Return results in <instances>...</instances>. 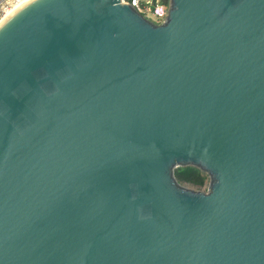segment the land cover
<instances>
[{
    "label": "water",
    "instance_id": "95a60500",
    "mask_svg": "<svg viewBox=\"0 0 264 264\" xmlns=\"http://www.w3.org/2000/svg\"><path fill=\"white\" fill-rule=\"evenodd\" d=\"M0 264H264V0H172L163 24L122 0L13 11Z\"/></svg>",
    "mask_w": 264,
    "mask_h": 264
},
{
    "label": "built area",
    "instance_id": "2783aa9c",
    "mask_svg": "<svg viewBox=\"0 0 264 264\" xmlns=\"http://www.w3.org/2000/svg\"><path fill=\"white\" fill-rule=\"evenodd\" d=\"M28 0H0V18L12 7L22 5ZM172 0H122L124 4H131L146 19L153 17V23L163 24L171 8Z\"/></svg>",
    "mask_w": 264,
    "mask_h": 264
},
{
    "label": "trees",
    "instance_id": "16d2710c",
    "mask_svg": "<svg viewBox=\"0 0 264 264\" xmlns=\"http://www.w3.org/2000/svg\"><path fill=\"white\" fill-rule=\"evenodd\" d=\"M205 175L201 170L193 166L181 167L175 170V176L179 182H188L192 184L202 183L200 176Z\"/></svg>",
    "mask_w": 264,
    "mask_h": 264
},
{
    "label": "rangeland",
    "instance_id": "374dc122",
    "mask_svg": "<svg viewBox=\"0 0 264 264\" xmlns=\"http://www.w3.org/2000/svg\"><path fill=\"white\" fill-rule=\"evenodd\" d=\"M150 21H153V17H151ZM204 174L205 175L200 176L201 178L203 177L202 183H199V184H192V183H188V182H179V183L188 189L205 192L208 190L209 183H210V177L208 174H206V173H204Z\"/></svg>",
    "mask_w": 264,
    "mask_h": 264
},
{
    "label": "bare ground",
    "instance_id": "6f19581e",
    "mask_svg": "<svg viewBox=\"0 0 264 264\" xmlns=\"http://www.w3.org/2000/svg\"><path fill=\"white\" fill-rule=\"evenodd\" d=\"M30 0L24 2L22 5H17L15 7H12L9 11H7L0 19V25L4 23L13 13V11L19 10L26 6Z\"/></svg>",
    "mask_w": 264,
    "mask_h": 264
}]
</instances>
